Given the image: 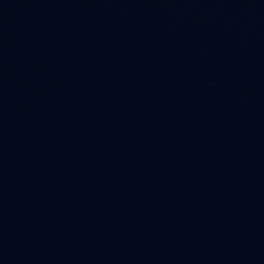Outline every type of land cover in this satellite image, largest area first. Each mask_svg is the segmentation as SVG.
<instances>
[{
  "label": "water",
  "instance_id": "water-1",
  "mask_svg": "<svg viewBox=\"0 0 264 264\" xmlns=\"http://www.w3.org/2000/svg\"><path fill=\"white\" fill-rule=\"evenodd\" d=\"M0 264H264V0H0Z\"/></svg>",
  "mask_w": 264,
  "mask_h": 264
}]
</instances>
